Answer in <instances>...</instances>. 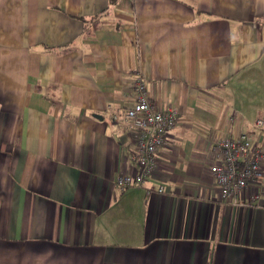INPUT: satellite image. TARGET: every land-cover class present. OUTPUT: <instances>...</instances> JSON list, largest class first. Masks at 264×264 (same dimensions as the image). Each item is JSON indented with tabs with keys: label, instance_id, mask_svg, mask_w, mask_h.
Here are the masks:
<instances>
[{
	"label": "crops",
	"instance_id": "crops-1",
	"mask_svg": "<svg viewBox=\"0 0 264 264\" xmlns=\"http://www.w3.org/2000/svg\"><path fill=\"white\" fill-rule=\"evenodd\" d=\"M134 68L178 114L121 190ZM260 117L264 0H0V264H264V175L225 201L208 170Z\"/></svg>",
	"mask_w": 264,
	"mask_h": 264
},
{
	"label": "built area",
	"instance_id": "built-area-1",
	"mask_svg": "<svg viewBox=\"0 0 264 264\" xmlns=\"http://www.w3.org/2000/svg\"><path fill=\"white\" fill-rule=\"evenodd\" d=\"M131 73L134 76L131 85L135 100L124 110L123 119L134 129L135 141L131 157L138 166L133 174H119L114 178V185L121 190L129 186L138 187L150 177L157 164L158 146L165 139L168 129L175 124L178 114L174 106L157 109L149 99L142 74L137 68ZM254 126L260 131L264 130V118H256ZM249 136L239 132L214 141L216 156L209 163L208 170L219 183V194L225 201L238 196L251 181L263 178L264 145L254 143ZM163 189L157 185L155 191L162 193ZM254 198L255 195H251L247 200L251 202Z\"/></svg>",
	"mask_w": 264,
	"mask_h": 264
}]
</instances>
